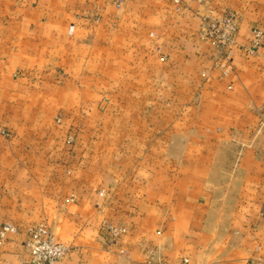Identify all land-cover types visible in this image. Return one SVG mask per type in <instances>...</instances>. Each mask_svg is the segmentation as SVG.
I'll list each match as a JSON object with an SVG mask.
<instances>
[{
  "label": "crops",
  "instance_id": "obj_1",
  "mask_svg": "<svg viewBox=\"0 0 264 264\" xmlns=\"http://www.w3.org/2000/svg\"><path fill=\"white\" fill-rule=\"evenodd\" d=\"M5 4L76 19L73 29L79 37L118 40L117 51L137 50L148 57L151 49L190 87L204 74L202 96L211 113L204 118L203 142L197 138V118L187 128L173 125V134L162 142L173 154L159 161L163 169L155 177L156 188L149 181L132 187L131 176L115 182L99 170L35 172L31 165L42 156V140L30 124H21L12 139L0 142V225L17 228L0 245V264H29L25 233L39 222L70 249L54 264H152L181 258L188 264H264V134L256 141L246 138L264 104V0H0V11ZM227 11L235 12L238 22L227 59L230 72L223 76L216 65L220 59L199 42L197 31L202 18ZM93 16H99L98 25L85 26L83 20ZM17 29L11 34L36 28L28 22ZM252 29L260 30L262 40L246 56L240 47L249 43ZM24 50L21 43L12 50V65H18ZM188 110L197 114L196 107ZM198 147L209 154H198ZM217 150L223 154L215 155ZM107 191L155 195L156 201L122 205ZM179 211L186 212L183 219ZM104 224L124 233L110 242L100 231Z\"/></svg>",
  "mask_w": 264,
  "mask_h": 264
},
{
  "label": "rangeland",
  "instance_id": "obj_2",
  "mask_svg": "<svg viewBox=\"0 0 264 264\" xmlns=\"http://www.w3.org/2000/svg\"><path fill=\"white\" fill-rule=\"evenodd\" d=\"M228 13L235 12L222 15ZM75 21L14 4H5L0 11V142L12 139L21 124L26 128L30 124L42 140V156L31 170H64L67 175L99 170L111 174L106 177L115 182L120 178L124 183L123 177L131 176L132 187L144 186L146 181L148 185L149 181L156 188L155 177L163 169L159 161L173 154L171 146L162 145L173 134V125L180 123L187 128L192 118H197L198 140L203 142L207 137L204 118L211 111L202 96L206 78L204 74L196 77L190 87L179 78V71L166 66L159 53L150 49L147 57L137 50H115L120 47L118 40L101 41L100 35L79 37L73 29ZM83 21L85 26L95 27L99 16ZM28 22L35 26L34 32L11 34ZM30 38L34 42L26 43ZM18 43L25 50L18 65H12V50ZM92 43L100 44L101 49L93 50ZM190 107H196V115ZM260 108L247 127V139L256 141L264 134L257 124ZM197 149L198 154H209L205 147ZM213 153L223 154L221 150ZM110 182L112 187V179ZM112 196L122 205L156 201L155 195ZM185 213L177 215L183 219ZM105 225L100 231L107 235Z\"/></svg>",
  "mask_w": 264,
  "mask_h": 264
},
{
  "label": "built area",
  "instance_id": "obj_3",
  "mask_svg": "<svg viewBox=\"0 0 264 264\" xmlns=\"http://www.w3.org/2000/svg\"><path fill=\"white\" fill-rule=\"evenodd\" d=\"M238 18L233 13L221 15L214 19L202 18L197 31L199 42L207 44L216 55V65L223 69L222 75L226 76L230 72L227 59L230 56V48L233 45V38L237 31ZM262 40V33L259 29L251 30V40L247 45H242L240 51L248 56L257 51ZM257 124L260 129H264V106L257 114ZM106 236L111 240H116L124 229L113 225H105ZM16 228L10 223L0 226V244L9 234L15 233ZM24 249L29 257V264H54L63 260L70 252L64 244L58 242L50 228L46 224H38L28 230L27 238L24 242ZM152 264H188L185 258L176 261L157 260Z\"/></svg>",
  "mask_w": 264,
  "mask_h": 264
}]
</instances>
